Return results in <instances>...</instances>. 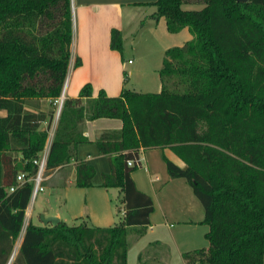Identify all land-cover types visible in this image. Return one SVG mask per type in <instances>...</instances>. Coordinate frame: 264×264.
<instances>
[{
  "label": "trees",
  "instance_id": "trees-1",
  "mask_svg": "<svg viewBox=\"0 0 264 264\" xmlns=\"http://www.w3.org/2000/svg\"><path fill=\"white\" fill-rule=\"evenodd\" d=\"M151 5V18H165L170 33L187 29L193 36L166 52L162 91L124 87L118 97L104 90L95 97L86 84L78 98L64 101L45 173L71 164L90 142L86 120H121V131L105 132L96 144L111 166L103 187L121 190L124 217L110 228L29 223L13 264H128V229L149 226L155 209L132 178L139 167L128 162L150 149H170L186 165L164 156L171 179H185L205 209L210 247L185 254L187 264H264V0ZM73 36L72 0H0V264L9 263L24 229L34 191L29 180L56 118ZM123 48L122 32L113 29L111 49ZM95 174L78 162L76 186L91 188Z\"/></svg>",
  "mask_w": 264,
  "mask_h": 264
},
{
  "label": "crops",
  "instance_id": "crops-1",
  "mask_svg": "<svg viewBox=\"0 0 264 264\" xmlns=\"http://www.w3.org/2000/svg\"><path fill=\"white\" fill-rule=\"evenodd\" d=\"M157 1L72 0L74 36L65 99L78 98L86 84L93 86L95 97L101 90L110 97H118L124 87L134 92L147 93L131 88V81L137 71L131 69L134 65L130 63L131 60L127 62L117 51L111 49V32L118 29L124 37L125 26L133 22L135 12L149 9L151 10L149 16L152 17L157 8L151 3ZM143 27L159 40L162 53L165 55L170 49L183 47L178 44L181 41L188 43L192 40V35L187 29L177 34L169 33L165 18L144 22ZM78 57L82 60V66L76 68ZM160 71L161 69L158 73ZM125 78H128L126 85ZM58 123L59 118H56L49 132L45 151H50ZM43 128H46V124ZM122 128V121L116 119L86 120L82 124L84 136L90 142L78 147L76 159L71 164L58 169L45 180L46 188H52L56 194L62 196L66 192L67 203H71L72 200V204L66 213L62 211L61 206L47 205L45 210L37 214L40 221L37 223L34 221V202L31 201L26 211L23 232L15 245L13 261L21 249L28 224L44 226L41 221L42 214L56 216L61 222L71 226L83 222L92 227L110 228L120 222L125 215L123 194L119 188L103 187L104 175L111 173V166L108 156L100 153L96 143L105 132L121 131ZM164 156L182 168L186 166L170 149L140 151L141 166L133 173L132 178L137 188L152 198L155 209L150 217L149 226L128 229V264H131L132 253L136 259L135 264H172L173 253L181 257L180 264H187L185 254L197 250L207 251L210 247V243L200 246L203 241L197 236V228H203L204 242H209L206 234L210 228L201 224L205 219L203 205L185 179H171ZM78 162H84L95 169L96 174L91 188L76 186Z\"/></svg>",
  "mask_w": 264,
  "mask_h": 264
},
{
  "label": "rangeland",
  "instance_id": "rangeland-1",
  "mask_svg": "<svg viewBox=\"0 0 264 264\" xmlns=\"http://www.w3.org/2000/svg\"><path fill=\"white\" fill-rule=\"evenodd\" d=\"M183 9L186 11H193L200 10L201 7L185 5L183 6ZM150 12L151 10L149 9L139 10L135 12L136 15L133 22H130L125 26V36L123 37V52L117 53H119L122 58H125L127 62L131 60V64L134 63V65L131 66V69H135L137 72L135 76H133V79L131 81V88H136L139 92L158 94L163 89V80L161 78L160 72L158 73V71L163 68V63L166 55L162 53V47L158 42L159 40L152 34H149V32L144 29L145 27H143L144 22L148 23L150 20H153L151 16H149ZM178 44H181L180 46H184L187 43L181 41V43ZM65 86H67V82ZM126 88L129 89L128 87ZM168 88L172 91L176 90L175 86L173 87L172 85H168ZM57 115L58 108L56 118H58ZM45 152L46 151H44L43 153ZM46 184V182H44L43 184L45 191L39 193L33 203L34 221L37 223H40L37 218V214L45 210L47 205L61 206L62 211L66 213V211H68L70 205L72 204V200L71 203H67L68 199L66 192L63 196L61 194H56L55 190H53L52 188H46ZM69 220L72 221L71 219ZM72 225L75 226L77 224L74 223ZM197 231V236L200 237V239L203 241L200 246L208 245L209 242H204L205 240L202 236L203 228H197ZM180 258L181 257L176 256V254L173 253L172 264H180ZM130 263H136V259L134 258L133 253L131 254Z\"/></svg>",
  "mask_w": 264,
  "mask_h": 264
},
{
  "label": "built area",
  "instance_id": "built-area-1",
  "mask_svg": "<svg viewBox=\"0 0 264 264\" xmlns=\"http://www.w3.org/2000/svg\"><path fill=\"white\" fill-rule=\"evenodd\" d=\"M65 89H66V86H65ZM64 101H65V99L64 100L60 99L59 101H57V106H58V115L57 116H58V118L60 117ZM48 156H49V151H46L45 153H42L41 158L37 159L34 162L35 165L38 167V172L33 178H31L29 180L34 185V191H33L32 200H31L32 202L35 201V199L39 193H42L45 191L43 184L46 180L45 173H46V168H47ZM128 165L130 167H132L134 165L140 167L141 166L140 159L139 160H131L128 162ZM17 181L20 184H24L26 182L25 175L24 174L19 175L17 178ZM15 190H16L15 188L10 189V193H13ZM8 264H13V256H12V258Z\"/></svg>",
  "mask_w": 264,
  "mask_h": 264
},
{
  "label": "water",
  "instance_id": "water-1",
  "mask_svg": "<svg viewBox=\"0 0 264 264\" xmlns=\"http://www.w3.org/2000/svg\"><path fill=\"white\" fill-rule=\"evenodd\" d=\"M237 2H241V3H247L249 2V0H236ZM62 100L65 99V88L61 97ZM41 221L43 223V225L45 227L47 226H52V227H56L60 224L61 220L56 217V216H47L46 214H42L41 215Z\"/></svg>",
  "mask_w": 264,
  "mask_h": 264
}]
</instances>
